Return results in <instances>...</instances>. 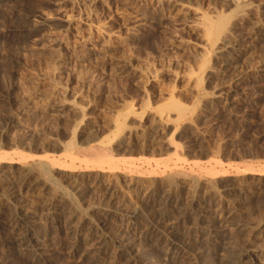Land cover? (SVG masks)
Here are the masks:
<instances>
[{
  "label": "rangeland",
  "instance_id": "374dc122",
  "mask_svg": "<svg viewBox=\"0 0 264 264\" xmlns=\"http://www.w3.org/2000/svg\"><path fill=\"white\" fill-rule=\"evenodd\" d=\"M0 155V264H264V0H0Z\"/></svg>",
  "mask_w": 264,
  "mask_h": 264
},
{
  "label": "bare ground",
  "instance_id": "6f19581e",
  "mask_svg": "<svg viewBox=\"0 0 264 264\" xmlns=\"http://www.w3.org/2000/svg\"><path fill=\"white\" fill-rule=\"evenodd\" d=\"M210 31V30H209ZM171 107V106H170ZM173 109H174V107H173ZM176 109H180V108H176ZM175 109V110H176ZM180 110H182V109H180ZM179 110V111H180ZM0 157L1 158H3L4 157V155H0ZM22 157V156H21ZM0 158V159H1ZM27 158V157H26ZM5 161V160H4ZM59 167V166H58ZM69 168V167H68ZM100 169H102V168H100ZM207 174L208 175H211V176H214V175H217L218 174V172H214V170L213 169H209L208 171H207ZM219 175H220V173H219ZM229 247V246H228ZM232 248V247H231ZM234 248V247H233ZM235 249V248H234ZM229 250H231L232 251V249H230L229 248ZM226 252V251H225ZM229 252V251H228ZM237 253V252H236ZM225 256V255H224ZM227 256H228V253H227ZM237 256V255H236ZM227 258H229V259H226L225 261H224V264H245V259L242 257V256H240V257H234V255H229V257H227ZM222 261V262H223ZM248 261V260H247ZM247 263V262H246ZM250 263V262H249Z\"/></svg>",
  "mask_w": 264,
  "mask_h": 264
}]
</instances>
